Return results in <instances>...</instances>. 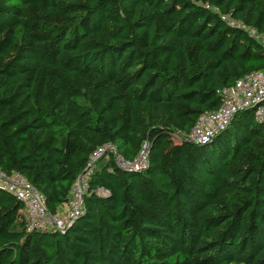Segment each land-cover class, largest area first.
Here are the masks:
<instances>
[{"label":"trees","instance_id":"obj_1","mask_svg":"<svg viewBox=\"0 0 264 264\" xmlns=\"http://www.w3.org/2000/svg\"><path fill=\"white\" fill-rule=\"evenodd\" d=\"M260 70L264 0H0V168L55 214L98 148L149 150L141 171L99 158L63 231H27L0 187V264H264L254 110L207 143L176 136Z\"/></svg>","mask_w":264,"mask_h":264},{"label":"built area","instance_id":"obj_2","mask_svg":"<svg viewBox=\"0 0 264 264\" xmlns=\"http://www.w3.org/2000/svg\"><path fill=\"white\" fill-rule=\"evenodd\" d=\"M251 33L256 34L255 30ZM222 103L216 110L201 114L189 132L177 131V139L194 143H207L215 134L227 128L235 114L241 110L254 109L255 119L264 125V71H255L238 79L234 84L221 90ZM113 155L115 164L126 170L141 171L149 163L148 145L144 144L134 158L122 156L114 144L98 148L90 157L84 172L75 180L71 199L55 214H50L44 195L22 174L7 173L0 168V187L14 194L23 204L27 231H63L85 209V196L89 192V179L94 163L103 156Z\"/></svg>","mask_w":264,"mask_h":264},{"label":"water","instance_id":"obj_3","mask_svg":"<svg viewBox=\"0 0 264 264\" xmlns=\"http://www.w3.org/2000/svg\"><path fill=\"white\" fill-rule=\"evenodd\" d=\"M255 108H252V110H254ZM217 134H219V133H217ZM217 134H215L212 138H214ZM212 138L209 140V141H211L212 140ZM208 141V142H209Z\"/></svg>","mask_w":264,"mask_h":264}]
</instances>
